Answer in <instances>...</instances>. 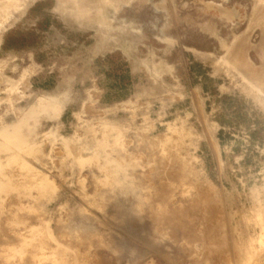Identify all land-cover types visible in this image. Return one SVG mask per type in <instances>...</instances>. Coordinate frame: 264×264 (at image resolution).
<instances>
[{"label": "rangeland", "instance_id": "374dc122", "mask_svg": "<svg viewBox=\"0 0 264 264\" xmlns=\"http://www.w3.org/2000/svg\"><path fill=\"white\" fill-rule=\"evenodd\" d=\"M0 264H264V0H0Z\"/></svg>", "mask_w": 264, "mask_h": 264}, {"label": "bare ground", "instance_id": "6f19581e", "mask_svg": "<svg viewBox=\"0 0 264 264\" xmlns=\"http://www.w3.org/2000/svg\"><path fill=\"white\" fill-rule=\"evenodd\" d=\"M214 247H215V246H214ZM211 250H212V249H211ZM211 254H212V252H211ZM211 254H210V255H211ZM212 255H213V254H212ZM210 257H211V256H210ZM211 258H212V257H211ZM212 261H213V260H212ZM216 262H217V261H216ZM213 263H214V262H213Z\"/></svg>", "mask_w": 264, "mask_h": 264}]
</instances>
